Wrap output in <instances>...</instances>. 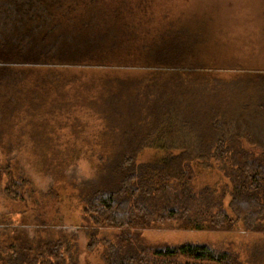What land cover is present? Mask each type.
<instances>
[{
    "label": "trees",
    "instance_id": "obj_1",
    "mask_svg": "<svg viewBox=\"0 0 264 264\" xmlns=\"http://www.w3.org/2000/svg\"><path fill=\"white\" fill-rule=\"evenodd\" d=\"M105 12L93 0H0V142L22 111L87 107L104 128L96 179L81 189L84 214L120 230L107 264H264V244L242 260L206 244L140 242L142 230L163 223L188 231H232L241 223L246 232L264 233V138L222 119L219 96L224 86L235 88V78L223 80L209 62L191 63L184 31L135 45L136 53L124 56ZM146 148L166 155L138 163ZM212 157L224 160L228 209L224 192L193 188V166ZM97 234L95 226L94 243ZM63 246L46 242L36 257L5 264H75L58 251Z\"/></svg>",
    "mask_w": 264,
    "mask_h": 264
},
{
    "label": "rangeland",
    "instance_id": "obj_2",
    "mask_svg": "<svg viewBox=\"0 0 264 264\" xmlns=\"http://www.w3.org/2000/svg\"><path fill=\"white\" fill-rule=\"evenodd\" d=\"M93 1L104 8L109 27L114 25L121 36L117 47L125 51L124 56L132 55V50L135 54V45L153 42L169 31H184L192 41L187 54L191 63L209 62L213 70H220L223 80L235 78V88L224 86L219 96L223 99L222 119H233L264 138V0ZM43 114L22 111L4 127L0 142V264L25 255L36 257L50 241L64 243L58 251L75 264H107V248L118 242L120 230L87 220L81 193L88 181L96 179L94 165L102 154L98 142L103 123L87 107ZM44 137L51 141L49 148L44 146ZM165 155L146 148L137 162ZM223 162L212 157L194 165L193 188L216 189L215 194L221 196L224 192L223 204L228 209L231 183L221 169ZM95 226L96 243L92 240ZM242 227L238 223L232 231H188L175 224H155L140 232V242L148 247L206 244L237 252L243 260L250 251H259L264 233L246 232ZM21 245L27 250L23 256L16 250ZM16 261L20 260L10 263Z\"/></svg>",
    "mask_w": 264,
    "mask_h": 264
}]
</instances>
